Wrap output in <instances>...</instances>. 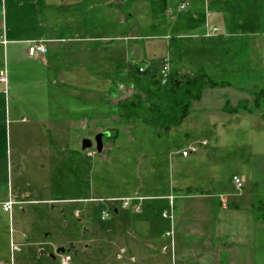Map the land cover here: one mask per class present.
Instances as JSON below:
<instances>
[{
  "label": "rangeland",
  "instance_id": "rangeland-1",
  "mask_svg": "<svg viewBox=\"0 0 264 264\" xmlns=\"http://www.w3.org/2000/svg\"><path fill=\"white\" fill-rule=\"evenodd\" d=\"M227 1L221 5L230 6L232 0ZM33 2L0 0V32L3 24L8 42L5 48L0 46V70L6 80L0 82V133L7 129L6 137L0 134V199L7 196L11 184L17 202L11 215L0 204L3 259L14 264H59L55 251L63 247L70 264H175L176 251L166 249V243L176 241L178 232L183 248L198 249L201 240L190 234L206 232L213 234L210 242L216 262L238 264L239 257L247 259L248 253L256 264H264V221L253 217L257 201L264 199V103L253 114L221 110L225 101L235 106L248 100L252 107L250 92L264 89V0L247 1L242 11H233L213 37L187 34L182 27L165 35L161 24H172L166 22L167 16L151 18L145 7L131 8L137 23L134 49L140 67L145 68L140 64L145 48L149 55L160 58L163 46L157 39H172L185 43L173 58H205L190 62L189 71L232 84L205 90L201 100L192 103L183 123L161 139L142 123L144 109L136 120L118 123L119 111L96 94L100 89L116 94L114 84L108 80L102 84L95 77L113 73L107 67L128 59L119 56L125 41L119 40L114 50L71 58L76 66L86 67L87 77L80 67V75H70L60 85L52 75L51 67L58 65L54 56L46 55L49 62L44 64L27 54V43L47 44L45 39L54 41L64 33L36 30L33 13L37 12L35 21L43 22L47 29L56 14L51 0L47 5L42 0L36 12ZM167 4L170 17L179 21L192 9L180 11L178 0ZM95 13L96 9H90L92 23ZM200 13L204 25L206 13L215 17L218 8L212 5ZM58 14L63 20L64 14ZM79 33L95 38L118 36L119 31ZM175 33L186 37L178 39ZM146 85L144 79L142 86ZM61 86L63 93L58 92ZM63 117L73 121L72 130L67 128L71 136L66 138L58 135L64 132L60 126L51 124ZM99 132L110 134L103 138L100 153L93 140ZM83 138L93 143L85 151L81 150ZM203 140L207 145H198ZM191 144L198 151L183 158L181 150ZM234 176L244 179L240 190L233 185ZM192 187L198 192H191ZM168 196H172L170 200ZM220 197L227 201L226 207L221 206ZM123 198L133 201L126 208L111 202ZM201 200L215 204L205 201L201 205ZM134 205L139 211H134ZM115 207L118 215L113 213Z\"/></svg>",
  "mask_w": 264,
  "mask_h": 264
},
{
  "label": "crops",
  "instance_id": "crops-1",
  "mask_svg": "<svg viewBox=\"0 0 264 264\" xmlns=\"http://www.w3.org/2000/svg\"><path fill=\"white\" fill-rule=\"evenodd\" d=\"M41 1H39V3L38 2L36 3V0H34V2L32 3L34 12H36L37 7L41 6ZM44 1L46 4L47 0H44ZM153 1L154 0H51V3L49 4L51 5L52 10H55V14H56L55 22H52L47 29L44 26L45 24L43 22L39 20L35 21L36 16H37V12H36V14L33 13V19H34L33 25L35 26L36 30L39 29L43 31L45 30L64 31V33L63 34L61 33L62 35L56 36V40L54 41L45 39V41H47V44H45L44 42L45 46L47 47V53L38 58H40L44 64H48L49 62V60L48 61L45 60V58H47L46 55H49L48 58H52V56H54V58L57 59L56 62L58 63V65L51 67V68H54L52 75L54 77V81L56 82L59 81L61 83L60 85H63L65 82L68 81L67 79L70 78V75H74V74L80 75L78 72L80 67L81 69L82 68L84 69V72H86L85 76L87 77L88 71L86 67L84 68V66L82 65L76 66L75 64L71 62V58H87L88 56H90V53L96 50L100 52L106 51V50H114V48L117 45V42L119 40H124L125 45H123V47L120 48V51L122 53H120L119 56H124V58H128V59H126L123 63H114V64H111L109 67H107V70L113 71V73L112 72L108 73V75H110V73L112 74L111 77L108 75H104V74H101L95 77L96 80L101 81V83L102 81L108 80L110 81L111 84H114L115 87H117L116 94L115 93L107 94L104 92V90H101V89L98 92H96V94H100L102 97L106 98L107 101L105 103L107 105H110L109 104L110 98H118L120 96V90L122 86H126L128 82V75L126 74V71L116 69L115 66L121 65V64L126 65L128 63H136L138 61L136 57V52L134 49L137 44V39H138V36H136L137 23H136L135 18L131 17V8H136V6L141 5L145 7L146 9H148L147 10L148 15L151 18L160 17L163 19L164 16L165 17L167 16L166 22L171 20L172 24L171 25L167 24V26L161 24L162 28L164 29L166 28L165 33L162 32V34L164 33L165 35H167L172 32H176V31L178 32V28L180 27H182V29L185 30L187 34H201L203 33L207 25L212 26V27H217L219 29L220 26H222L223 24L227 22L229 16L232 14L233 11H236L237 9L239 11H242L244 9L243 5L247 4L248 3L247 1H250V0H238L237 3L233 0L231 3V1L229 2L228 0L227 3L229 2L230 4V6L228 7H223L221 5L222 1L224 0H204V1L203 0H184V2L189 3V7L191 6L190 8L192 9L180 21L178 19H175L174 17H170L172 13L171 11H169V9H167L165 12L153 13L151 11V3ZM180 3H181L180 0H178V5ZM234 3L237 5L234 6ZM212 5L214 8L215 7L218 8V13L216 14L215 17H212L211 15H209V13H206L204 25H203L204 18L200 19V16H199L201 14L200 12L201 10L207 11L208 8H210ZM90 9H96V13H95L96 17L94 18V21H95L94 23L89 21L90 20L89 19ZM58 13L64 14L63 20ZM3 21L6 22L5 20ZM205 21H206V25H205ZM2 28L3 29L1 30L0 34L4 32L5 40L7 41L6 29L4 28L3 24H2ZM22 29H24V24H22L21 30ZM89 29L91 30L93 29L96 31H99L102 29L103 30L109 29L110 32L111 31L115 32L117 30L119 31V34L118 36H115L114 34H107V35L103 34L95 38H90L89 36L88 37L80 36L79 31H89ZM122 30L124 32H122ZM131 33L133 35H131ZM179 34H177L178 39L183 40V38L186 37L185 35H182L181 33ZM157 40H159V42L161 43V46H163V50L161 51L160 58H154L151 55H149L147 53V50H146L147 48H145L146 47L145 46L144 48L146 52L144 54V57L140 58L145 68L148 65H150V63L158 62L160 69H162L164 66H167L169 72L182 71V70L189 71L190 62H196L197 60L200 61V60L205 59V58H173L175 54L178 53V47H180V45H185V43L178 42L179 43L178 44L177 42H174L172 39H164V38H160ZM54 42H57V43H54ZM138 43H141V42H138ZM147 44L148 43H145V45ZM6 45L3 46L2 44H0V46H2L3 48H5ZM68 50H70L72 53H67ZM104 57L105 56H102V58ZM164 57H167V58H164ZM62 63L64 64L61 65ZM2 73H3L2 70H0V75ZM120 75H122L123 78H120ZM63 89H64L63 86H61V88H58V92L63 93ZM85 94L87 95L89 94L88 89H85ZM58 102L63 103V101H58ZM4 123H5L4 125H6L5 127L9 125V124H6L7 120L4 121ZM36 123H40V122H36ZM51 124L53 125V127L58 128V126H60L63 129L64 132H60V134H58L60 137L66 138L67 134L71 136V132L69 131L68 133L67 128H69V130H72V125H73L72 119H66V117H63V119L61 118V120L53 119V121H51ZM6 132H7V129L5 128L4 130H2V133L0 134H4V137H6ZM201 146H205V145H201ZM183 158H186V157H183ZM6 184H8L7 181H6ZM12 189L13 188L10 184V187H8V190H7V196L3 199H0V204L3 201L7 200L8 196H10L12 200L16 202L14 195L12 194ZM201 195H204V194H201ZM205 196L209 197V195H205ZM168 197L170 200V197L172 196H168ZM201 201H202L201 205H203L206 200H201ZM208 202H209V205H210V202L211 204H215L213 201H210V200L206 201V203ZM170 205L172 207L173 202L171 203L170 201ZM210 208L212 209L213 206L211 205ZM118 212H119V209H118ZM207 217H210V216L207 215ZM179 234L180 233L177 232L176 241L173 240V242H167L165 245V248L168 249L169 251H173V250L176 251L175 264H233L232 262H228V263L227 262H219V263L216 262V260L214 259L215 250L212 249L211 242H210V239L213 237V234L206 233V232L200 233L198 236H196L195 234H194L195 236H192L190 234L191 237H194V238L197 237L201 240L200 243L198 244L199 246L198 249L197 248L194 249V247L193 248L192 247L183 248L179 241L181 238ZM182 235L184 236V233H182ZM156 251L158 252L157 248H156ZM161 253L165 255L166 258L168 257V255L164 254L163 251H161ZM246 255H247V259H244L245 257H241V258L239 257L238 264H256L255 260H253L251 257L248 256V253ZM242 258L244 262L242 261ZM131 260L133 259L131 258ZM133 263L143 264V263H135V262ZM0 264H14V263H12L9 260H4L3 256L0 255Z\"/></svg>",
  "mask_w": 264,
  "mask_h": 264
},
{
  "label": "trees",
  "instance_id": "trees-1",
  "mask_svg": "<svg viewBox=\"0 0 264 264\" xmlns=\"http://www.w3.org/2000/svg\"><path fill=\"white\" fill-rule=\"evenodd\" d=\"M184 0H180L182 3ZM168 0H154L151 3L153 13L165 12L168 9ZM140 64H143L140 63ZM116 69L126 71L128 82L122 86L118 98H110L109 104L115 107L119 114L117 122L126 124L139 116V111L146 112L142 120L158 139L168 135L173 128L179 127L190 114L193 102L200 101L207 89H223L232 86L230 81L217 80L205 73H193L188 70L169 72L168 78L162 84L158 78L159 64L153 62L143 72L139 71V63L116 65ZM147 85L142 86L143 80ZM253 96V106L248 100H240L235 106L225 101L221 110L226 114L245 112L253 114V110L260 108L264 103V89H255L250 92ZM110 135V134H109ZM191 192H198L191 188ZM200 194H203L200 192ZM255 220L264 221V199L257 201V212L253 213Z\"/></svg>",
  "mask_w": 264,
  "mask_h": 264
},
{
  "label": "built area",
  "instance_id": "built-area-1",
  "mask_svg": "<svg viewBox=\"0 0 264 264\" xmlns=\"http://www.w3.org/2000/svg\"><path fill=\"white\" fill-rule=\"evenodd\" d=\"M188 7H189V3L184 2V1L178 5V9L180 11H183ZM218 33H219V29L217 27H212V26L207 25L203 31V36L213 37V36L218 35ZM6 43L7 41L5 40V33L3 32L2 34H0V44L4 46L6 45ZM26 50H27L28 56L34 57V58H38L47 53L46 47L43 42H30L27 44ZM139 71L143 72L144 68L139 67ZM168 75H169V70L166 66L160 69L158 78L162 84L166 82ZM0 82L4 84L6 82L5 76L3 74L0 75ZM198 145H206V142L201 141L200 143H198ZM197 150H198V147L192 144V145L187 146L185 149L181 150L180 155L182 157H187L190 154L196 153ZM243 184H244L243 178L236 177V176L233 177V185L235 186L237 190H240L241 188H243ZM132 201L133 200H131L130 198H124L120 200H117V199L111 200V202L114 204H116L115 202H120L122 204L121 206L122 208L128 207ZM220 203L222 207H226L227 201L223 197H220ZM16 204L17 202L13 201L12 198L8 196L7 200L1 203V207H2L3 212L10 214L12 212V207ZM133 209L134 211L137 212L139 211V206L134 205ZM58 256H59V264H70V258L66 254H60Z\"/></svg>",
  "mask_w": 264,
  "mask_h": 264
},
{
  "label": "water",
  "instance_id": "water-1",
  "mask_svg": "<svg viewBox=\"0 0 264 264\" xmlns=\"http://www.w3.org/2000/svg\"><path fill=\"white\" fill-rule=\"evenodd\" d=\"M104 137L105 138L109 137V132H99V133H97L94 136V139L93 140H94L95 150L98 153H100L101 150H102V148H103L102 140H103ZM92 145H93V143H92V140L90 138H83L81 140V150L82 151H85V150L90 149L92 147ZM113 213L115 215H118L119 214L117 207H115L113 209ZM86 231H87L86 229H83V232H86ZM67 252H68V250L64 249L63 247H59V248L56 249L55 255L65 254ZM49 256L52 259L55 258V256L53 254H50Z\"/></svg>",
  "mask_w": 264,
  "mask_h": 264
}]
</instances>
